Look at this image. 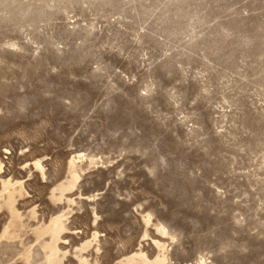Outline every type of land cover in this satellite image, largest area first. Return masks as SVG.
Here are the masks:
<instances>
[{
    "label": "rangeland",
    "instance_id": "obj_1",
    "mask_svg": "<svg viewBox=\"0 0 264 264\" xmlns=\"http://www.w3.org/2000/svg\"><path fill=\"white\" fill-rule=\"evenodd\" d=\"M0 264H264V0H0Z\"/></svg>",
    "mask_w": 264,
    "mask_h": 264
}]
</instances>
